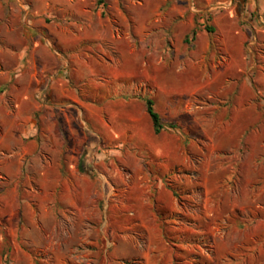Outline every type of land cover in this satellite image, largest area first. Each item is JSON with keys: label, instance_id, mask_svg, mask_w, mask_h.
<instances>
[{"label": "rangeland", "instance_id": "obj_1", "mask_svg": "<svg viewBox=\"0 0 264 264\" xmlns=\"http://www.w3.org/2000/svg\"><path fill=\"white\" fill-rule=\"evenodd\" d=\"M0 264H264V0H0Z\"/></svg>", "mask_w": 264, "mask_h": 264}, {"label": "trees", "instance_id": "obj_2", "mask_svg": "<svg viewBox=\"0 0 264 264\" xmlns=\"http://www.w3.org/2000/svg\"><path fill=\"white\" fill-rule=\"evenodd\" d=\"M99 1H103V0H99ZM207 30L209 32H213L214 28L213 27H207ZM194 33L196 34V31H194ZM146 102H147L148 112H149V114L153 120L154 130L156 133H160V132H162V130L165 129V123L163 122V118H162L161 114L156 110L154 99L147 98ZM171 126H174V125H171Z\"/></svg>", "mask_w": 264, "mask_h": 264}]
</instances>
